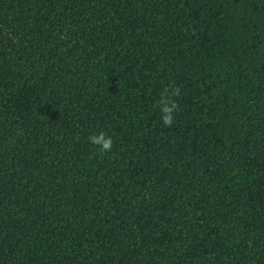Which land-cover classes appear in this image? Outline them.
<instances>
[{
	"label": "trees",
	"instance_id": "16d2710c",
	"mask_svg": "<svg viewBox=\"0 0 264 264\" xmlns=\"http://www.w3.org/2000/svg\"><path fill=\"white\" fill-rule=\"evenodd\" d=\"M0 264H264V0H0Z\"/></svg>",
	"mask_w": 264,
	"mask_h": 264
},
{
	"label": "clouds",
	"instance_id": "9594fccd",
	"mask_svg": "<svg viewBox=\"0 0 264 264\" xmlns=\"http://www.w3.org/2000/svg\"><path fill=\"white\" fill-rule=\"evenodd\" d=\"M180 96V87L173 84L165 86L160 93L159 99L155 102V106L160 110L162 123L166 127H170L173 124L175 113L179 111L180 105L177 103L176 98ZM88 140L91 144L97 146L101 153H108L112 150V137L104 130L90 134Z\"/></svg>",
	"mask_w": 264,
	"mask_h": 264
}]
</instances>
